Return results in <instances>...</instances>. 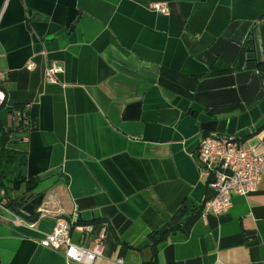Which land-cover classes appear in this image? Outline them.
<instances>
[{"label": "crops", "instance_id": "1", "mask_svg": "<svg viewBox=\"0 0 264 264\" xmlns=\"http://www.w3.org/2000/svg\"><path fill=\"white\" fill-rule=\"evenodd\" d=\"M0 71V123L24 106L13 146L46 175L0 190V264H80L39 244L60 216L76 243L104 235L92 264H264V176L216 215L197 155L207 132L264 149V0H0ZM188 201L198 217L153 254Z\"/></svg>", "mask_w": 264, "mask_h": 264}, {"label": "built area", "instance_id": "2", "mask_svg": "<svg viewBox=\"0 0 264 264\" xmlns=\"http://www.w3.org/2000/svg\"><path fill=\"white\" fill-rule=\"evenodd\" d=\"M150 9L157 13H167L164 1H153ZM26 67L31 69L33 62L28 60ZM61 67L55 62L46 65L43 80L46 83L55 81ZM4 74L0 71V80ZM4 93L0 89V104ZM197 155L202 170L209 178L208 186L212 195L204 203V210L218 215L227 212L234 194H246L255 191L264 176V149L258 144H242L234 136L221 135L215 132L201 134L197 141ZM20 221V220H18ZM33 226V224H29ZM83 233L93 231L92 223L78 224ZM104 235L99 233L93 237L90 247L76 243L71 238V223L66 218L56 217L51 231L45 233L39 244L59 250L64 257L80 264H92L93 260L102 255ZM118 262L122 260L117 259Z\"/></svg>", "mask_w": 264, "mask_h": 264}, {"label": "trees", "instance_id": "3", "mask_svg": "<svg viewBox=\"0 0 264 264\" xmlns=\"http://www.w3.org/2000/svg\"><path fill=\"white\" fill-rule=\"evenodd\" d=\"M163 79L164 75L161 73L160 80L163 81ZM168 85L172 86L171 84ZM24 109L23 105L17 104L11 110L13 117L16 118V124L11 125L9 130H5L0 123V190H5L9 187L18 188L21 185L26 191H29L36 187L39 181L46 176H28L26 174V152L13 146L20 138V136H15V131L34 128L33 120L27 116V112ZM208 181L209 178H207V183ZM12 203V200L9 201L6 207L14 213H19L13 207ZM199 212V206L190 201L184 202L172 218V225L170 224L162 231H154L151 233L150 238L152 239L153 254L156 252V244L158 241L165 239L167 234L176 228H180L186 232L198 217ZM180 218L182 219V224L178 225L177 221L181 220Z\"/></svg>", "mask_w": 264, "mask_h": 264}]
</instances>
